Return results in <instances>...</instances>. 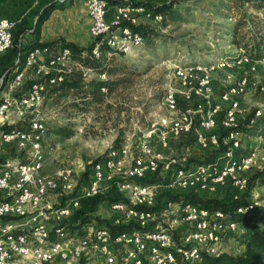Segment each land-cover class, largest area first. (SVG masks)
<instances>
[{
	"label": "built area",
	"instance_id": "2783aa9c",
	"mask_svg": "<svg viewBox=\"0 0 264 264\" xmlns=\"http://www.w3.org/2000/svg\"><path fill=\"white\" fill-rule=\"evenodd\" d=\"M86 3L92 18L90 54L96 58L133 54L145 43L140 30L142 18L155 24L166 19L163 12L144 2ZM111 5L115 11L109 20ZM16 25V21L0 15V57L13 46ZM42 55L47 58L42 60ZM260 63H264V55L254 60L243 48H237L209 63L175 64L176 88L167 90L163 100L172 115L163 120L162 127L147 128L137 142L127 136L117 148L112 147L92 164L88 179L81 183L71 165L64 166L56 175L44 172L48 161L43 147L47 122L41 111L44 83L34 82L22 95L15 92L24 85L31 69L51 85L63 82L73 71H81L86 78L95 74L101 81L108 80V74L85 67L66 46L58 50L50 46L31 49L24 66L18 60L15 75L0 101V120L31 118L28 130L0 132V155L2 146L12 143L28 155L25 161L0 162V264H76L81 260L86 261L84 264H176L178 256L188 264H196L204 254L218 256L226 252L227 235L241 230L235 214L252 213L257 207L255 200L226 211L171 198L191 191L215 192L228 183L239 190L248 188L246 173L264 161V142L261 140L245 152L238 137L240 132L234 128L240 108L237 97L246 93L252 83L247 73L256 71ZM243 66H248L246 74L220 94L218 103L214 102L211 73L234 72ZM228 77L232 75L228 73ZM177 80L184 100L189 102L195 95L202 99L178 115ZM101 91L106 93L107 86ZM223 103H229L221 120L228 132L224 137L226 148L214 162L183 164L166 156L172 140L180 139L193 127L196 144L201 148L219 145L221 137L210 131L218 125ZM261 115L262 110H258L249 125L257 126ZM154 174L163 179L144 182ZM114 189L126 201L109 202L113 209L110 223L95 220L80 225L84 234L73 235L69 228L73 224L71 219L83 202L108 196ZM162 192L171 196L162 197ZM50 197L56 201L52 202ZM122 225L134 228L114 234V228Z\"/></svg>",
	"mask_w": 264,
	"mask_h": 264
},
{
	"label": "rangeland",
	"instance_id": "374dc122",
	"mask_svg": "<svg viewBox=\"0 0 264 264\" xmlns=\"http://www.w3.org/2000/svg\"><path fill=\"white\" fill-rule=\"evenodd\" d=\"M168 1L164 0L169 3ZM140 2L151 4L146 1ZM170 3L172 6L166 11L164 22L151 23L150 26H153L155 33L145 37L142 47L130 55L118 54L119 59L111 66L126 67L129 79L125 89H119L113 96H108L106 103L93 106L83 112L73 109L72 104L76 95L61 96L59 93L54 96L49 92L44 93L41 111L49 127V133H45L43 140L44 151L48 156L44 167L45 173L56 175L64 166L71 165L75 169L77 179H80L81 183L84 182L88 179L92 164L104 157L117 140L120 144L127 136H132L137 142L138 137L147 128L162 127L163 120L172 115L163 104V100L167 90L176 88V81L173 79L175 64L209 63L221 55L231 53L230 49L236 46L234 43L236 23L239 20H248L250 26L258 28L261 24L259 22L264 19V9L256 6L257 0H171ZM14 43H16L15 37ZM247 67L236 68L234 72L215 70L211 73V96L214 102L218 103L220 94L233 85L240 76L246 74ZM228 73L232 75L231 78L228 77ZM247 74L250 75L252 83L246 93L237 97L240 108L238 125L234 128L235 131L240 132L238 137L242 140L245 152L258 146L261 140L264 142V63L258 64L256 71ZM91 78L87 77V79ZM7 79L8 74L0 80V90L6 91ZM37 79L32 78V75L28 77V81ZM179 90L177 80L180 101L177 115L184 108L195 107L202 102V99L196 95L187 102ZM221 107L218 125L210 131L211 134L221 137L219 145L201 148L195 142L193 135L196 127H193L189 131L193 135L172 140L170 149L165 152L166 156L175 157L183 164H188L193 162L191 158L205 162L213 155L221 154L220 150L225 145L224 137L228 134L221 120L229 103H223ZM258 110H262V115L257 120V126L249 125V120ZM67 124L74 130L71 137L54 133L61 126L68 127ZM183 158L186 160L184 161ZM246 175L250 182L246 190H239L228 183L218 191H201L199 194L205 198L215 197L224 201L239 198L253 199L257 202L259 211L264 210V161L253 166ZM162 194V197L167 195L166 192ZM112 214L113 209L109 202H101L91 216L108 219ZM69 228L76 236L85 233L82 226L71 225ZM224 247L231 253H237L243 248L235 238H227ZM85 262L81 260L76 264ZM95 264L101 263L96 261Z\"/></svg>",
	"mask_w": 264,
	"mask_h": 264
},
{
	"label": "trees",
	"instance_id": "16d2710c",
	"mask_svg": "<svg viewBox=\"0 0 264 264\" xmlns=\"http://www.w3.org/2000/svg\"><path fill=\"white\" fill-rule=\"evenodd\" d=\"M257 2L258 3L256 4V6L259 9H264V0H257ZM149 6L151 8H154V10H156L157 12H163L166 15V11H168V8L171 7L172 4L170 2H165L162 5L154 6L150 4ZM55 7H57L56 2L47 5L42 10L38 18L36 33L40 32L42 24L46 21V19L49 17V14ZM259 23H261L260 26L258 28H254L250 26V22L248 20H239L236 23L235 27L234 43L236 44V47L243 48L245 52L251 55L252 59L254 60L264 55V19L261 20V22ZM140 30L143 32L144 37L148 36L149 34L155 33V31H153V26L150 25H141ZM54 44V42L39 43L37 41L31 46H29L28 52L37 46L52 47ZM63 45L71 48L73 57L82 62L85 67H90L97 72L105 71L107 72V74H109L110 78L108 80L102 81L98 78L87 79L86 77H84L81 71H73L67 76V78L63 82L51 85L45 77L41 76L37 80L25 81L24 85L16 90V95H22L26 93L34 82H41L44 83L45 86V88L43 89L44 93L49 92L50 95L54 96H57V94L59 93L61 94V96L68 94L76 95L74 104H72L73 109L86 112L93 106L106 103L108 96H113L117 92V90L119 91V89H125L129 79L126 72L128 70L126 69V67L123 68L120 66H111L113 65V62H116V60L119 59L118 55H114L110 59H105L103 57H93L90 54V51L93 47V43L87 48H81L74 43H66ZM22 50L24 49L22 48ZM22 57L23 54L21 56L20 61H22ZM103 86H107L108 93H104L101 91V88ZM30 119V117H26L15 124L9 125L8 127H6L5 130L9 131L14 128L28 130L30 128ZM69 127L70 126H61L57 128L54 133L69 138L74 134V130L72 128L70 129ZM48 133L49 127L47 124L46 134ZM190 135H193V133L188 132L184 134L181 138ZM193 136L195 139V135ZM118 146L119 140H117V142L113 145V148H117ZM224 150L225 145L224 148L220 150V153H223ZM220 155L221 154L217 153L205 162H199V160L196 161L191 158L193 162L190 163L205 164L214 162L216 158ZM162 179L163 178L160 174H154L148 178H145L144 182L151 183ZM199 192L200 191H191L187 194H182L181 196H174L171 199L184 200L186 202L197 203V205L200 204L206 207H210L211 209L220 208L226 211L230 209L233 211L240 204L248 203V201L251 200L248 198H239L238 200L224 201L215 197L205 198L204 196L199 194ZM167 195L169 197L171 196L170 193H168ZM117 201H126V199L123 198L120 193L116 192L115 189L108 196L101 195L94 199L84 201L82 207H80V209L76 211V213L71 219V221H73L72 226L79 227L80 225H83L85 223L92 222V219L99 220L100 222L110 223L111 219L95 218V216L92 217L91 215L93 214V212H95L97 205L101 202ZM234 218L239 221L241 230L238 233H229L227 235V238H235L243 245V249L237 253H231L226 251L218 256L204 254L203 258L199 260L196 264H264V210L259 211V209L256 207V209L252 213L237 215L235 214ZM78 221L80 224H77ZM133 228V226L126 225L118 226L114 228V234L126 230H132ZM176 264L188 263L183 260L180 256H178Z\"/></svg>",
	"mask_w": 264,
	"mask_h": 264
},
{
	"label": "crops",
	"instance_id": "0c3cea01",
	"mask_svg": "<svg viewBox=\"0 0 264 264\" xmlns=\"http://www.w3.org/2000/svg\"><path fill=\"white\" fill-rule=\"evenodd\" d=\"M134 1L137 3L146 1L154 6L165 3L164 0ZM55 2L57 3V7L51 11L49 17L42 24L40 32L36 33L40 13L47 5ZM86 4V0H0V15L17 22L14 29L16 43H14L12 49H9L0 57V80L8 74L6 87L12 80L11 78L15 73L18 60H21L23 54L20 63L21 66H24L29 46L35 42H54L55 44L52 46L53 50H58L66 43H74L81 48H87L93 43V37L90 32L92 18L89 16ZM114 11L115 6L111 5L107 14L109 20L112 19ZM151 23L144 18L141 20V25L144 26L151 25ZM237 48L235 46L234 49H230L231 53L227 54L234 53ZM46 58V55H42L41 59L45 60ZM31 75L35 79L41 77L36 74L35 69H31L28 70L25 80L27 81ZM90 77L95 78L96 75L92 74ZM4 93L5 91L0 90V101ZM17 122H19L17 119L0 120V132ZM26 159H28V155L26 152L20 150L16 143L5 144L1 148V163H16L17 161H25ZM50 199L52 202L56 201L54 197H50Z\"/></svg>",
	"mask_w": 264,
	"mask_h": 264
}]
</instances>
